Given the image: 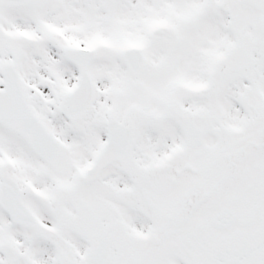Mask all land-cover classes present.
Instances as JSON below:
<instances>
[{"label":"snow or ice","instance_id":"1","mask_svg":"<svg viewBox=\"0 0 264 264\" xmlns=\"http://www.w3.org/2000/svg\"><path fill=\"white\" fill-rule=\"evenodd\" d=\"M0 264H264V0H0Z\"/></svg>","mask_w":264,"mask_h":264}]
</instances>
